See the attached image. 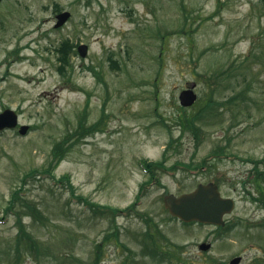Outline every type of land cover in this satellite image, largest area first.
<instances>
[{
	"label": "rangeland",
	"instance_id": "374dc122",
	"mask_svg": "<svg viewBox=\"0 0 264 264\" xmlns=\"http://www.w3.org/2000/svg\"><path fill=\"white\" fill-rule=\"evenodd\" d=\"M57 4L72 13L58 28ZM263 30L264 0H2L0 112L15 109L30 129L0 131V264H14L7 253L18 226L6 208L15 189L45 216H24L43 251L19 264H229L239 255L240 264H264V207L253 198L249 161L264 159V58H251L246 69L253 41L264 50ZM66 37L89 50L77 51L64 73L55 47ZM192 84L198 99L183 107L179 94ZM211 97L218 106L198 121L197 144L179 118ZM81 119L99 128L81 135ZM70 135L55 178L26 177L46 168L54 143ZM219 147L225 153L212 155ZM142 159L165 167L155 168L138 199L150 177ZM64 174L77 194L120 209L135 203V210L114 223L56 180ZM207 182L236 200L225 226L171 216L166 193ZM149 227L155 240L144 238ZM202 242L212 245L204 250ZM67 253L74 257L53 260Z\"/></svg>",
	"mask_w": 264,
	"mask_h": 264
},
{
	"label": "trees",
	"instance_id": "16d2710c",
	"mask_svg": "<svg viewBox=\"0 0 264 264\" xmlns=\"http://www.w3.org/2000/svg\"><path fill=\"white\" fill-rule=\"evenodd\" d=\"M57 11H61L62 8L59 7V4H57L56 7ZM264 31V30H263ZM264 36V33L260 32ZM256 42L253 41L254 44V50L250 51V55L247 56L248 64L246 65V69H250L253 66L252 60L258 58H264V50H262V53H259L257 48L255 47L257 44ZM264 45V44H263ZM77 46L78 43L74 42L70 37L64 38L58 46L55 47L57 51V55L60 61V70L64 73H67L68 68L72 64L73 57L77 54ZM111 58V62L116 63L117 60L114 58ZM254 61V60H253ZM247 79V78H246ZM235 98V96L230 97L228 101H232ZM218 102L215 101L212 97L208 99L207 103L203 107V109L192 113H183L180 115V123L182 127L185 130H191L196 138L197 144H200L201 141V136L199 134V131L202 129L201 125L199 124V120L203 119V112L207 110L209 107L215 108L216 104ZM221 103V102H220ZM218 106V104H217ZM85 113V112H84ZM84 117V116H83ZM85 119V117H84ZM85 120L81 119L80 120V125L79 128L76 130L77 133L81 135L85 134H90L95 132L99 128V123H94L92 125H85L84 123ZM70 136H66L62 138L61 140L57 141L54 143L53 148H52V158L50 162L48 163V166L44 168L43 170L36 169L31 171L30 173L26 174V177H29L30 175H34L35 172L39 173L42 171L48 172L51 174L54 178L56 177L55 174L52 173L53 169L59 165V163L65 158L67 155L68 151L72 147V142L70 140ZM224 147H219L218 150L213 151L212 155H217V154H224ZM249 159V158H248ZM254 164V169L253 171V182L256 187L257 191V196L253 195V198L258 201L259 205L264 207V169L260 168V163L264 162V159L262 160H250ZM141 165L145 168V170L150 173L149 179L142 183L141 185V193L138 195V199H140V196L142 194V191L144 192L145 190V185L152 182L153 180H156V173L154 172L155 168H163L165 167L163 161H156L152 162L147 159H142L140 161ZM199 168L203 167L206 165V161H203L199 164ZM187 167L192 168L193 164L188 163L186 164ZM197 166H195L196 168ZM58 182H62L63 184L67 185L70 191L72 192L73 196L76 197L79 201L84 202L87 204L90 208L94 210V212H100L103 214H108L113 218L114 223H116V218L119 215H122L124 213H128L129 211H134L135 210V203L134 205H130L129 207L125 209H120L117 207H112L107 204H101L98 202H95L93 200H90L88 197L84 196L83 194H77L76 193V187L74 186L71 177L69 174H64L60 178H56ZM158 182H160L157 179ZM6 213H11L16 216V224L18 226V231L15 240L12 242L13 245L11 248H9V252L7 253V256L11 259H13L14 264H19L20 262L24 261L29 255L34 256L35 258L38 257L39 251H43L41 247V243L39 240H37L33 234L28 230V226L26 222L23 220L25 215H31L34 219L37 218H44V213L42 209L38 206L37 203L29 199L21 189H15L12 192L11 199L9 202V205L6 208ZM136 213L139 214V212L136 210ZM144 218V214L141 215ZM1 218V217H0ZM146 222H149L152 220L151 216L145 217ZM234 224L236 222H233ZM150 226V225H149ZM229 227V224L226 226ZM219 228H222V226H219ZM148 232L145 233L144 238L150 239V240H155V234L149 227L147 229ZM159 231V230H158ZM153 232V233H152ZM100 249H102L101 242L99 243V250L97 251V261L100 258ZM34 251V252H33ZM40 252V253H41ZM31 253V254H30ZM42 254H40L41 257ZM70 257H74L73 255H70L69 253L67 254H62V255H55L53 257V260H58L60 258H65L68 259ZM96 261V263H97ZM100 261V260H99ZM263 262V261H262Z\"/></svg>",
	"mask_w": 264,
	"mask_h": 264
},
{
	"label": "water",
	"instance_id": "95a60500",
	"mask_svg": "<svg viewBox=\"0 0 264 264\" xmlns=\"http://www.w3.org/2000/svg\"><path fill=\"white\" fill-rule=\"evenodd\" d=\"M2 0H0L1 2ZM71 17L69 10H64L56 15L55 27L63 26ZM78 52L81 56L88 53V45L81 43L78 46ZM198 98L195 91V84L183 89L180 92L179 99L182 106H192ZM19 123V115L16 110L6 108L0 112V130L14 128ZM29 125L23 124L20 127V133L25 134ZM165 207L172 216L178 217L185 222L199 221L210 224H225L224 217L233 212L235 200L232 197H224L219 187L214 182L199 183L192 191L181 194L167 193L164 196ZM211 246L210 243L200 244V248L206 250ZM242 256H236L230 264H239Z\"/></svg>",
	"mask_w": 264,
	"mask_h": 264
}]
</instances>
